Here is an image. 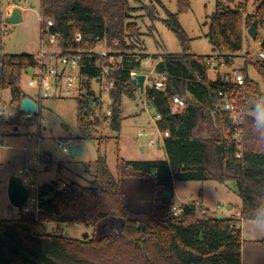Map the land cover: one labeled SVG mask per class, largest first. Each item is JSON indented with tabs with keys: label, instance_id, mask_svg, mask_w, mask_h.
Segmentation results:
<instances>
[{
	"label": "trees",
	"instance_id": "1",
	"mask_svg": "<svg viewBox=\"0 0 264 264\" xmlns=\"http://www.w3.org/2000/svg\"><path fill=\"white\" fill-rule=\"evenodd\" d=\"M255 3L254 12L245 18L241 7L222 4L209 17L207 36L219 66L232 65L239 57L244 33L255 20L264 24V0ZM178 4V12L190 8L189 0ZM132 11L129 0H42L41 7L42 20L54 22L50 32L60 35L63 55H81L82 79L99 76L97 45L111 50L103 64L113 67L107 75L112 85L110 115L105 119L117 132L123 121V97L135 99L140 89L131 73H139L148 58L130 45L140 35L139 25L130 21ZM154 13L153 7L150 17L156 18ZM4 18L0 0V112L16 110L11 118L0 113V125L17 127L22 100L28 97L38 104L22 87L23 74L35 66L36 58L3 53ZM165 23L178 37L182 52L158 56L152 80L162 81L166 91L148 86L144 93L162 116L157 121L159 130L169 133L164 138L167 158L119 157L116 177L106 158L99 156L86 169L87 185L71 182L59 189L61 183L43 184L37 214L20 208L18 219L0 218V264H241V222H264V132L256 130L252 116L237 124L218 107L220 92L230 90L231 84L208 77L210 66L201 63L205 57L191 53L177 14L170 13ZM76 33L81 35L79 43ZM252 64L264 78V61ZM244 73L245 92L264 98L260 85ZM5 89L10 90V105L16 108L4 104ZM175 95L186 106L172 113ZM76 100L80 138L92 139L103 122L94 111L98 98L88 89ZM176 181L234 182L242 201L239 216L219 218L196 201L182 203L175 215ZM1 194L0 187V203ZM47 223L83 224L93 231L88 239H76L47 232Z\"/></svg>",
	"mask_w": 264,
	"mask_h": 264
},
{
	"label": "rangeland",
	"instance_id": "2",
	"mask_svg": "<svg viewBox=\"0 0 264 264\" xmlns=\"http://www.w3.org/2000/svg\"><path fill=\"white\" fill-rule=\"evenodd\" d=\"M190 8L187 11H179L178 0H129L132 11L130 21L136 22L140 27V35L131 39L130 45H136L135 52L148 56L143 61V68L139 72L150 77L147 85L153 84L155 77L154 67L158 56L164 53H180L182 46L176 34L166 25L165 20L169 14H177L178 20L185 30L188 38L191 53L207 58H216L218 55L214 51L207 36L209 30V17L217 10L218 4L230 6L231 8L241 7L243 18L254 12L255 0H189ZM4 12L15 8V4L22 10L23 20L20 23L11 24L2 22L3 53L12 54H34L39 53L42 46L48 48L46 39L42 38V0H2ZM155 8L156 18L150 17V9ZM264 41V24L258 26L257 36L252 38L248 35V30L243 36V49L232 65L224 62L221 65H210L208 77L216 80L229 78L234 70L246 71L248 77L258 83L264 91V78L258 68L252 64H246L242 56H254L258 51L264 53V46L260 42ZM46 44V45H45ZM105 45H101L103 47ZM215 62V59H213ZM244 74V73H243ZM245 75V74H244ZM29 75L23 74V90L39 105L41 126L31 125L26 120H21L20 125H0V187L1 219H18L20 208L11 205L7 188L10 177L19 176V170L26 160L41 154L45 161L39 171L38 179L43 184L78 182L82 185L89 183L90 177L86 169L99 157L106 158L108 166L114 176H118L117 161L121 157L125 160H154L166 157L164 148L149 147L146 145L148 136L140 138V132H153L157 139L160 134L156 128L154 110L146 109L147 100L145 93L137 91L136 98L123 97V121L120 131H114L109 126V120L105 119L110 111L111 99L109 93L104 89L100 78H89V91L95 98L101 100V104L94 108L95 115H100L102 125L93 134L92 139L80 138L78 128V94L72 95L62 87L55 91L52 87V96L46 99H38L37 87L28 86ZM61 85H64L62 83ZM146 88V87H145ZM65 92V93H64ZM4 104L10 105L11 93L9 89L1 92ZM256 106V100L249 105V115L253 113L251 108ZM261 107V106H260ZM2 110V107H0ZM4 115V114H3ZM5 116V115H4ZM6 117V116H5ZM41 139V140H39ZM74 140L70 145L79 146L83 151L81 155H73L64 152L58 147V140ZM162 143V140H161ZM92 167V166H91ZM175 205L180 206L186 201L204 200L205 205L217 216L221 210L233 211L229 209L230 203L235 205L241 203V198L237 193L234 182L221 184L216 181H176ZM202 191V196L199 192ZM188 195H191L188 198ZM238 204V205H239ZM237 205V204H236ZM238 206H234L236 209ZM215 212V213H214ZM47 232L57 235H65L76 239H83L85 233L91 235L92 227L83 224H57L47 223Z\"/></svg>",
	"mask_w": 264,
	"mask_h": 264
},
{
	"label": "built area",
	"instance_id": "3",
	"mask_svg": "<svg viewBox=\"0 0 264 264\" xmlns=\"http://www.w3.org/2000/svg\"><path fill=\"white\" fill-rule=\"evenodd\" d=\"M13 9H11L12 13ZM8 14L7 12L4 15ZM10 15V14H9ZM42 38L46 39L48 48L42 46L39 53L35 56L36 64L33 68V75H29L28 86L29 87H37L38 89V99H46L52 96L51 89L54 87L55 91H59L62 87L64 90L67 89L69 93L81 94L87 93L89 89V79H82L79 75L81 68V55L78 53L72 55H63V50L61 47V39L59 34H52L50 32V28L54 25L52 19L42 20ZM81 35L76 33L75 41L80 42ZM45 44V45H46ZM260 45L264 46V41L260 42ZM101 44H98L94 49V53H96L99 57V61L97 63L98 68H100V73L98 78H100L101 82L104 85V89L106 92H109L110 82L107 79L108 72L113 70L111 65H103L107 62L109 54L111 50L106 47H100ZM114 57L110 58L109 61H113ZM215 59V62L213 61ZM242 60L246 63H252L255 61H264V53L262 51H258L254 56L244 55L242 56ZM201 63L206 65H213L214 63L218 65L217 58H202ZM244 72L240 70H234L233 74L229 78H225V81L231 84L232 88L228 91L220 92V100L218 102V107L223 111L227 112L232 120L241 124L243 118L249 115L248 109L249 105L253 103V101L258 100V95L253 98L248 95L244 90V86L246 84V75ZM138 72H132L131 75L135 77ZM64 83V85H61ZM151 86H153L156 90L166 91L164 88V84L162 81H156ZM65 93V92H64ZM98 103V104H97ZM101 104V100L98 99L94 101V106L98 107ZM38 112H39V105ZM186 106L185 100L179 96H173L172 102V113H177L183 110ZM146 109L153 110L152 105L147 102ZM4 114L6 118H11L16 115V110H11L9 112H0ZM38 114V113H37ZM37 114L32 112H23L21 119L28 121L31 125L41 126V119L37 118ZM110 115V111L108 113ZM96 117H100L96 116ZM162 118L161 114L154 113L153 119L157 122ZM161 137L163 140L165 137L169 135L168 132H161ZM148 135L147 133L140 132L138 134L139 137H144ZM41 140V139H39ZM74 142V140L69 139L67 141L58 140V147L62 148L64 152H70V145ZM159 139L155 137H151L147 141V146L156 147L158 145ZM3 146V142H0ZM45 161V158L39 154L32 159L26 160L23 167L19 170V177L21 178L25 187L29 190V198L25 205L22 207L24 212H35L37 214L40 210V198H39V190L42 184L39 182L38 174L39 171ZM67 185L66 182H62L59 185V189L65 188ZM173 213L178 215L181 210L179 207L173 208ZM203 210L202 212H205ZM210 214H213L211 210H209ZM215 213V212H214ZM239 216V213L236 214Z\"/></svg>",
	"mask_w": 264,
	"mask_h": 264
},
{
	"label": "crops",
	"instance_id": "4",
	"mask_svg": "<svg viewBox=\"0 0 264 264\" xmlns=\"http://www.w3.org/2000/svg\"><path fill=\"white\" fill-rule=\"evenodd\" d=\"M11 9H13V8H11ZM11 9L7 8V10H9V11L7 12L8 14L5 15V17L9 16V14L11 15V13H10ZM149 76L151 77V74H149ZM150 77L146 76L145 87L151 86L150 84H148V85L146 84L147 79L149 80ZM155 124H156V128L160 134L161 131L159 130L156 121H155ZM16 129H17V127H16ZM147 134L148 135H145L144 137L148 136L149 138H151L154 136L153 132H150ZM160 137H161V134H160ZM140 138H143V137H140ZM161 140H162V143H161ZM146 145H147V142H146ZM156 147L164 148V150H165L164 140L162 138L159 139L158 145ZM152 148H155V147H152ZM165 154H166V150H165ZM166 158H167V154H166V157L164 159H166ZM30 159H32V158H30ZM68 183H70V182H68ZM174 185H175V183H174ZM190 196L191 195H188V198ZM199 196L200 197L202 196V191L199 192ZM188 202H191V200L183 202V203H188ZM196 202L198 204L202 205L204 208L209 209L205 205L204 200L201 199V201L197 200ZM236 204L233 205L230 203L229 209L233 210V211L221 210L218 212L217 217L226 218V217H230V216H235L237 213H239V210L242 206V201L240 204L239 203H236ZM234 206H238V207H236V209H234ZM75 225H79V224H75ZM241 233H242L241 264H264V242H263L264 241V222L263 221H245V220H243L241 222Z\"/></svg>",
	"mask_w": 264,
	"mask_h": 264
},
{
	"label": "water",
	"instance_id": "5",
	"mask_svg": "<svg viewBox=\"0 0 264 264\" xmlns=\"http://www.w3.org/2000/svg\"><path fill=\"white\" fill-rule=\"evenodd\" d=\"M226 6H224L225 8ZM23 20L22 10L19 7H15L11 15L5 17L7 23L16 24ZM258 21L255 20L248 29V35L252 38L257 36ZM26 74L33 75V70L29 69ZM145 74H136L134 77V82L140 87L141 92L145 90ZM21 109L23 112H32L34 114L38 113L37 104L30 98H24L21 102ZM70 153L73 155H81L83 151L79 146L73 145L70 149ZM7 195L12 206L17 208H22L29 198V190L23 184L19 176H12L8 182ZM89 234L85 233L83 239H88Z\"/></svg>",
	"mask_w": 264,
	"mask_h": 264
},
{
	"label": "clouds",
	"instance_id": "6",
	"mask_svg": "<svg viewBox=\"0 0 264 264\" xmlns=\"http://www.w3.org/2000/svg\"><path fill=\"white\" fill-rule=\"evenodd\" d=\"M260 105H264V98L258 99L256 106L251 108L250 111L253 113L252 119L256 130L258 132H264V107H260Z\"/></svg>",
	"mask_w": 264,
	"mask_h": 264
}]
</instances>
